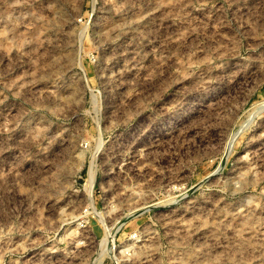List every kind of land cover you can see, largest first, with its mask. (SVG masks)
I'll return each mask as SVG.
<instances>
[{
    "label": "rangeland",
    "instance_id": "rangeland-1",
    "mask_svg": "<svg viewBox=\"0 0 264 264\" xmlns=\"http://www.w3.org/2000/svg\"><path fill=\"white\" fill-rule=\"evenodd\" d=\"M0 264H264V0H0Z\"/></svg>",
    "mask_w": 264,
    "mask_h": 264
},
{
    "label": "bare ground",
    "instance_id": "bare-ground-1",
    "mask_svg": "<svg viewBox=\"0 0 264 264\" xmlns=\"http://www.w3.org/2000/svg\"><path fill=\"white\" fill-rule=\"evenodd\" d=\"M91 178H92V177H91ZM89 181H90V180H89ZM91 181H92V179H91ZM91 181H90V182H91ZM90 182H89V183H90ZM92 182H93V181H92ZM91 185H92V184L90 183V184H89V186L87 187V188H88V190H90V188H91ZM88 190H87V191H88ZM90 191H91V190H90ZM89 193H90V192H89ZM88 195H89V194H88Z\"/></svg>",
    "mask_w": 264,
    "mask_h": 264
}]
</instances>
